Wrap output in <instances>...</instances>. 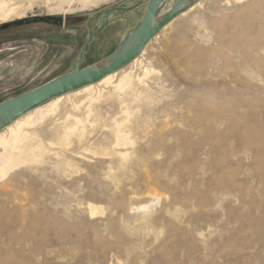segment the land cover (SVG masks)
<instances>
[{
  "label": "rangeland",
  "instance_id": "rangeland-1",
  "mask_svg": "<svg viewBox=\"0 0 264 264\" xmlns=\"http://www.w3.org/2000/svg\"><path fill=\"white\" fill-rule=\"evenodd\" d=\"M138 1L2 0L0 103L73 71L106 11ZM148 1L110 14L81 68ZM198 2L147 47L155 100L131 105L132 145L112 142L113 109L0 181V264H264V0Z\"/></svg>",
  "mask_w": 264,
  "mask_h": 264
},
{
  "label": "bare ground",
  "instance_id": "bare-ground-1",
  "mask_svg": "<svg viewBox=\"0 0 264 264\" xmlns=\"http://www.w3.org/2000/svg\"><path fill=\"white\" fill-rule=\"evenodd\" d=\"M234 1L244 2L247 0ZM200 5L199 2L193 3L187 11L178 17L188 14ZM170 6L171 4H168L162 12L167 11ZM10 12L11 10H6V6L1 0L0 18L6 19ZM173 21L169 22L162 30ZM158 37L159 33L151 39L137 58L121 70L104 77L95 84L56 97L28 111L1 129L0 181L5 180L15 171L40 163L54 146L65 148L72 143L84 142L83 140L89 136L88 123L91 120L95 122V119L103 114H108L113 109L118 110L121 117L114 119L113 128L110 130L112 142L114 140L115 146L121 149L132 145L133 140L128 133L132 128H135L139 117L136 114L133 115L131 105L133 103L150 104L155 100L148 84L149 75L153 71L144 56L148 45ZM127 70L129 71L127 72ZM72 96H82V98L76 100L72 99ZM56 155L60 157L63 154L59 155L56 152ZM116 155L121 160H125L127 157V153L124 151H118ZM99 211L100 208L89 205L91 215H95Z\"/></svg>",
  "mask_w": 264,
  "mask_h": 264
},
{
  "label": "water",
  "instance_id": "water-1",
  "mask_svg": "<svg viewBox=\"0 0 264 264\" xmlns=\"http://www.w3.org/2000/svg\"><path fill=\"white\" fill-rule=\"evenodd\" d=\"M145 0L126 8H111L106 11L101 24L89 36L82 55L75 69L51 81L26 92L20 96L0 103V130L28 111L37 108L46 102L99 82L104 77L115 73L129 65L137 58L147 44L157 35L163 27L189 9L195 0H149L138 25L121 42L117 49L102 63L81 68L82 59L87 45L105 26L110 14L116 12H129L138 8ZM171 4L170 8L162 12ZM20 25L21 23H16ZM7 26H3L5 29Z\"/></svg>",
  "mask_w": 264,
  "mask_h": 264
}]
</instances>
